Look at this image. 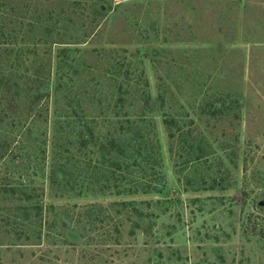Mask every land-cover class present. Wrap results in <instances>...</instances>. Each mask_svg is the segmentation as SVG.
<instances>
[{
	"label": "rangeland",
	"instance_id": "obj_1",
	"mask_svg": "<svg viewBox=\"0 0 264 264\" xmlns=\"http://www.w3.org/2000/svg\"><path fill=\"white\" fill-rule=\"evenodd\" d=\"M0 119V264H264V0H0Z\"/></svg>",
	"mask_w": 264,
	"mask_h": 264
},
{
	"label": "trees",
	"instance_id": "obj_2",
	"mask_svg": "<svg viewBox=\"0 0 264 264\" xmlns=\"http://www.w3.org/2000/svg\"><path fill=\"white\" fill-rule=\"evenodd\" d=\"M43 88H45V87H43ZM1 120V119H0ZM1 122V121H0ZM14 163L15 164H19L20 163V161L18 160V159H16L15 161H14Z\"/></svg>",
	"mask_w": 264,
	"mask_h": 264
},
{
	"label": "water",
	"instance_id": "obj_3",
	"mask_svg": "<svg viewBox=\"0 0 264 264\" xmlns=\"http://www.w3.org/2000/svg\"><path fill=\"white\" fill-rule=\"evenodd\" d=\"M259 205H260V206H264V202L261 201V202L259 203Z\"/></svg>",
	"mask_w": 264,
	"mask_h": 264
}]
</instances>
